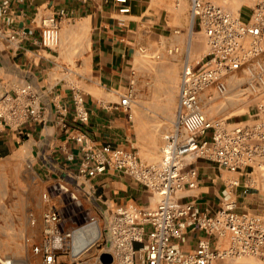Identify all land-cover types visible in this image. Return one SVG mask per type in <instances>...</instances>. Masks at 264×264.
I'll return each mask as SVG.
<instances>
[{"label": "crops", "instance_id": "1", "mask_svg": "<svg viewBox=\"0 0 264 264\" xmlns=\"http://www.w3.org/2000/svg\"><path fill=\"white\" fill-rule=\"evenodd\" d=\"M185 2L179 8V0H128L130 12L120 14L111 0H0V100L30 85L41 114L21 125L0 118V166L8 163L16 169L24 153L40 181L60 194L66 210L79 205V214L93 218L99 231L104 225L102 237L107 236L115 208L126 203L145 206L151 196L139 181L112 168L94 178L79 175L82 152L73 137L84 133L93 150L109 145L139 151L153 122H175L181 71L185 64H194L192 44L184 43L185 32L195 31L190 2ZM48 17L59 26L54 48L39 44L42 22ZM19 31L30 34L10 38ZM170 47L181 50L172 54ZM76 93L83 98L86 122L74 120ZM125 95L130 98L128 111L119 106ZM257 100L259 111L264 93ZM255 116L264 119V108ZM193 164L198 186L183 190L179 201L212 211L232 203L237 211L264 219V166L231 173L204 160ZM8 205L3 209L8 206L0 198V221L15 222L17 202L10 200ZM85 228L75 238L73 251L58 256L59 264L75 263V247L88 238L91 225ZM92 230L95 238V227ZM199 237L200 233L187 232L186 241L177 244L182 252H192ZM15 241L5 244L10 254ZM86 253L76 264H103L104 248Z\"/></svg>", "mask_w": 264, "mask_h": 264}, {"label": "built area", "instance_id": "2", "mask_svg": "<svg viewBox=\"0 0 264 264\" xmlns=\"http://www.w3.org/2000/svg\"><path fill=\"white\" fill-rule=\"evenodd\" d=\"M111 1L118 13L130 12L128 0ZM252 1L248 19L243 20L211 0H189L192 30L202 34L207 48L195 64L183 66L174 128L163 136L157 162L142 163L133 149L105 145L93 150L84 133L73 137L82 152L79 175L94 178L112 168L139 181L155 197L145 206L126 203L111 213L107 236L102 237L100 232L96 241L105 244L104 252L111 255V264H254L238 262L241 257L264 264V219L239 212L232 203L212 211L201 210L193 201H179L183 190L198 186V171L193 164L196 160L231 173L264 166V119L243 125L211 120L202 105L207 89L212 88L218 96L226 95L230 79L236 80L237 90L251 96L264 93V0ZM28 34L30 31H19L10 38ZM58 43V23L48 17L42 22L39 44L54 48ZM129 99V95L120 99L119 106L125 111ZM73 103L75 122H86L88 116L79 93L74 94ZM263 108L260 104L258 110ZM0 118L12 125L41 118L30 85L0 100ZM127 118L132 119L131 112ZM67 158L71 160L72 156ZM42 222L44 238L32 248L33 252L41 256L42 264H59V254L73 251L75 238L86 228L64 231L63 217L57 209L46 211ZM89 222L95 223L93 218ZM187 232L200 233V237L196 249L184 253L177 242H185ZM224 242L226 246L222 247ZM82 252L73 254V260L77 261Z\"/></svg>", "mask_w": 264, "mask_h": 264}, {"label": "rangeland", "instance_id": "3", "mask_svg": "<svg viewBox=\"0 0 264 264\" xmlns=\"http://www.w3.org/2000/svg\"><path fill=\"white\" fill-rule=\"evenodd\" d=\"M220 4L233 16H239L243 20H247L250 12V7L253 5L252 0H211ZM185 0H179V8L185 6ZM192 44L193 63L202 56L207 48L206 41L202 34L188 29L184 35V43ZM180 51L178 47H170L169 51L175 54ZM236 81L229 80L228 93L224 96H218L212 88L207 89L203 95V111L211 120H226V123L245 124L243 122H252L260 116L257 114L255 104L259 102V96H251L245 90L236 89ZM212 96L211 100L208 97ZM262 97V96H261ZM255 109V110H254ZM263 119V118H262ZM241 122V123H240ZM175 122H153L151 130L143 137L141 142L142 149L135 150L138 153L139 160L142 163H154L160 159L161 148L163 145V136L172 132ZM251 124V123H250ZM24 153H20L17 168L13 165L5 163L0 166V198L6 202L9 209L8 201L13 200L17 202V215L15 222L0 221V264L10 262L11 264H42V259L39 254L33 252V247L42 243L43 222L42 216L49 209H57L61 212L63 222L61 227L64 231L75 229L78 227H88L90 219L84 218L80 213V206H71L69 210L64 207L60 199V194L53 193L50 188L46 187L44 182H41L37 174L27 164L24 159ZM187 161H190L188 159ZM53 191V190H52ZM63 193V190H62ZM46 195V197H44ZM151 196V195H150ZM155 201V197L151 196V202ZM77 207V208H76ZM77 213H74L73 211ZM96 224L91 225L88 233V238L77 244L75 250H81L83 246L94 239L92 228ZM103 224L99 225L101 234L103 233ZM85 232V229H82ZM82 231V232H83ZM83 232V233H84ZM16 240L13 254L8 252L9 248L5 246L9 239ZM97 241V240H96ZM94 242L89 245L85 251L87 255L96 251V249H103L102 241ZM83 250V251H84ZM65 251L59 256H63ZM242 263L260 264L258 260L251 257H241L237 259ZM62 263H65L62 261ZM76 264V261L75 263Z\"/></svg>", "mask_w": 264, "mask_h": 264}, {"label": "bare ground", "instance_id": "4", "mask_svg": "<svg viewBox=\"0 0 264 264\" xmlns=\"http://www.w3.org/2000/svg\"><path fill=\"white\" fill-rule=\"evenodd\" d=\"M218 5H220V4H218ZM221 6V5H220ZM222 7V6H221ZM223 8V7H222ZM224 10H226L225 8H223ZM227 11V10H226ZM228 12V11H227ZM235 80V79H234ZM236 81V80H235ZM236 87V86H235ZM96 223V222H95ZM95 223H92V224H95ZM92 224H89V225H92ZM99 235H100V231L97 229V227H96V234H95V238L89 243V244H87L84 248H82L81 250L83 251L84 249H86L89 245H91V244H93L94 243V241H96L97 240V238H99ZM73 248H74V245H73ZM81 250H78V251H76V250H74V253L75 254H78ZM5 264H11L10 262H6Z\"/></svg>", "mask_w": 264, "mask_h": 264}, {"label": "water", "instance_id": "5", "mask_svg": "<svg viewBox=\"0 0 264 264\" xmlns=\"http://www.w3.org/2000/svg\"><path fill=\"white\" fill-rule=\"evenodd\" d=\"M100 262L103 264H110L112 262V257L108 253H102L100 256Z\"/></svg>", "mask_w": 264, "mask_h": 264}]
</instances>
